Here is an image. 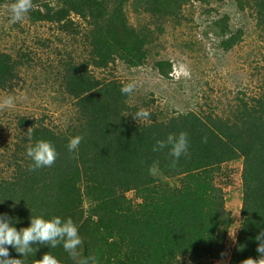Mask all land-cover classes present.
Masks as SVG:
<instances>
[{"label": "trees", "instance_id": "1", "mask_svg": "<svg viewBox=\"0 0 264 264\" xmlns=\"http://www.w3.org/2000/svg\"><path fill=\"white\" fill-rule=\"evenodd\" d=\"M190 1L33 0L30 19L79 35L88 55L81 62L62 60L56 71L73 98L76 119L59 131L33 125L16 173L0 178V214L12 217L17 229L30 226L31 215L70 216L83 240L79 250L84 257H94L95 264H219L233 217L215 176L223 163L242 158V222L229 264L259 258L255 237L264 230V96L253 104L243 101L231 116L190 111L159 120L151 112L148 121L137 122L138 109L128 104L130 96L121 93L120 82L97 78L93 71L118 58L130 66L146 59V46L157 32L130 23L129 3L164 25L179 18ZM234 1L241 10L255 9L257 24L264 30V0ZM212 26L225 50L240 42L242 31L219 21ZM23 66L22 60L0 52V90L14 89ZM160 71L169 77L171 67L160 66ZM181 131L188 134L189 154L170 167L169 149L153 147ZM76 135L82 141L70 152L69 140ZM40 139L54 145L55 163L29 171L33 161L27 145ZM153 163L159 165L157 176L148 171ZM130 190L138 193L140 203L129 199ZM87 201L92 203L89 210ZM33 248L32 261L49 252L60 264H74L62 244ZM9 251L13 258H22L11 246Z\"/></svg>", "mask_w": 264, "mask_h": 264}, {"label": "rangeland", "instance_id": "2", "mask_svg": "<svg viewBox=\"0 0 264 264\" xmlns=\"http://www.w3.org/2000/svg\"><path fill=\"white\" fill-rule=\"evenodd\" d=\"M13 2L0 0V52L22 60L24 66L14 89L0 90V98L16 97L13 108L0 111V178L12 176L19 168L29 127L45 125L59 131L76 119L73 98L64 91L56 71L62 60L81 62L88 55L79 35H67L56 24L34 22L29 13L22 22L12 23L7 9ZM127 12L133 26L157 32L146 46V59L140 66H130L118 58L109 67L93 71L97 78L116 79L122 86L135 81L137 87L128 100L131 107L156 113L159 120L190 111L225 117L236 112L243 101L253 104L264 96V30L257 24L255 9L241 10L234 0H191L179 18L164 25L136 10L134 3L128 4ZM215 21L235 32L242 31L235 47L225 50L221 46L213 31ZM78 22L85 23L81 19ZM160 66L171 67L169 77L162 74ZM243 162L242 158L225 162L215 176L233 217L227 249L219 264L230 263L240 232ZM127 196L133 204L141 202L135 190L128 191ZM91 206L85 202L86 210Z\"/></svg>", "mask_w": 264, "mask_h": 264}, {"label": "clouds", "instance_id": "3", "mask_svg": "<svg viewBox=\"0 0 264 264\" xmlns=\"http://www.w3.org/2000/svg\"><path fill=\"white\" fill-rule=\"evenodd\" d=\"M31 10H33V0H14L7 9L12 23L22 22ZM136 87V82L131 81L123 85L121 93L130 96ZM15 103L16 97L12 95L0 98V111L13 108ZM149 116L150 112L144 108L134 113L137 122L145 120ZM32 132V127H29L27 130L29 141L32 139ZM81 141L80 135L70 138L67 146L69 151L75 152ZM165 148L169 149L168 155L172 158L170 167H175L181 156L189 154L188 134L183 131L178 135L169 134L166 140L157 141L153 151ZM27 156L33 161L29 171H35L42 167H51L55 163L57 152L50 141L40 139L27 145ZM148 171L152 176L159 175L158 163H153ZM12 221L13 218L7 214H0V264H60L59 260L49 252H46L42 259L35 261L29 259L34 252V244L46 245L50 248H56L62 244L74 264H95L94 257H84L79 250L83 240L72 217L62 219L59 215L50 218H46L44 215H31L30 226L20 229H17ZM255 239L258 241L257 253L259 258L248 257L241 264H264V230L260 231ZM9 246L14 248L22 258H13L10 255Z\"/></svg>", "mask_w": 264, "mask_h": 264}]
</instances>
